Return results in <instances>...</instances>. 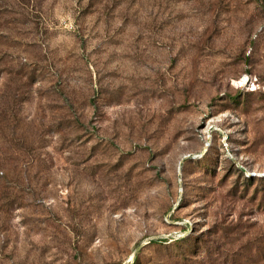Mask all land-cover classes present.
I'll list each match as a JSON object with an SVG mask.
<instances>
[{
  "label": "rangeland",
  "instance_id": "1",
  "mask_svg": "<svg viewBox=\"0 0 264 264\" xmlns=\"http://www.w3.org/2000/svg\"><path fill=\"white\" fill-rule=\"evenodd\" d=\"M0 264H264V0H0Z\"/></svg>",
  "mask_w": 264,
  "mask_h": 264
},
{
  "label": "trees",
  "instance_id": "2",
  "mask_svg": "<svg viewBox=\"0 0 264 264\" xmlns=\"http://www.w3.org/2000/svg\"><path fill=\"white\" fill-rule=\"evenodd\" d=\"M254 180H255L254 178L249 177L248 180H247V183L253 182Z\"/></svg>",
  "mask_w": 264,
  "mask_h": 264
}]
</instances>
